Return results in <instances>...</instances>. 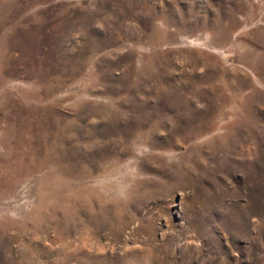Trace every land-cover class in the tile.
Instances as JSON below:
<instances>
[{"label":"rangeland","instance_id":"1","mask_svg":"<svg viewBox=\"0 0 264 264\" xmlns=\"http://www.w3.org/2000/svg\"><path fill=\"white\" fill-rule=\"evenodd\" d=\"M0 264H264V0H0Z\"/></svg>","mask_w":264,"mask_h":264}]
</instances>
